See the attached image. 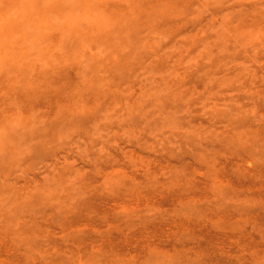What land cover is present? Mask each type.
Listing matches in <instances>:
<instances>
[{"label": "rangeland", "instance_id": "rangeland-1", "mask_svg": "<svg viewBox=\"0 0 264 264\" xmlns=\"http://www.w3.org/2000/svg\"><path fill=\"white\" fill-rule=\"evenodd\" d=\"M0 264H264V0H0Z\"/></svg>", "mask_w": 264, "mask_h": 264}, {"label": "bare ground", "instance_id": "bare-ground-1", "mask_svg": "<svg viewBox=\"0 0 264 264\" xmlns=\"http://www.w3.org/2000/svg\"><path fill=\"white\" fill-rule=\"evenodd\" d=\"M64 70V69H63Z\"/></svg>", "mask_w": 264, "mask_h": 264}]
</instances>
